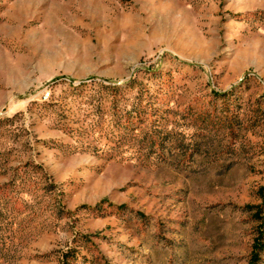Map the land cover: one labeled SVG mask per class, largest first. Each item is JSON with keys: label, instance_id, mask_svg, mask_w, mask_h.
Listing matches in <instances>:
<instances>
[{"label": "rangeland", "instance_id": "obj_1", "mask_svg": "<svg viewBox=\"0 0 264 264\" xmlns=\"http://www.w3.org/2000/svg\"><path fill=\"white\" fill-rule=\"evenodd\" d=\"M260 191L264 0H0V264H249Z\"/></svg>", "mask_w": 264, "mask_h": 264}, {"label": "trees", "instance_id": "obj_2", "mask_svg": "<svg viewBox=\"0 0 264 264\" xmlns=\"http://www.w3.org/2000/svg\"><path fill=\"white\" fill-rule=\"evenodd\" d=\"M259 193L262 203L259 205L247 206L246 208L247 211L252 213L254 220L258 222V236L252 247L249 264H259L261 255L264 253V192L260 191Z\"/></svg>", "mask_w": 264, "mask_h": 264}]
</instances>
